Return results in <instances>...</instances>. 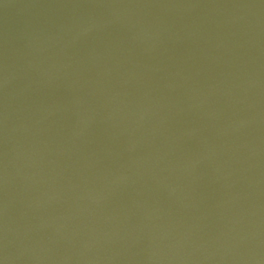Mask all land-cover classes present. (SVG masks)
<instances>
[{
  "label": "water",
  "instance_id": "1",
  "mask_svg": "<svg viewBox=\"0 0 264 264\" xmlns=\"http://www.w3.org/2000/svg\"><path fill=\"white\" fill-rule=\"evenodd\" d=\"M0 60L111 83L264 97V0H0Z\"/></svg>",
  "mask_w": 264,
  "mask_h": 264
}]
</instances>
